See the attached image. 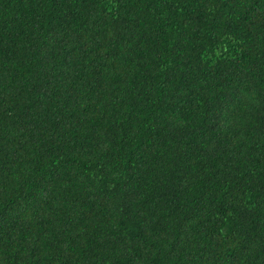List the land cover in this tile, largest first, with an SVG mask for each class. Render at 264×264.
<instances>
[{"label": "trees", "instance_id": "obj_1", "mask_svg": "<svg viewBox=\"0 0 264 264\" xmlns=\"http://www.w3.org/2000/svg\"><path fill=\"white\" fill-rule=\"evenodd\" d=\"M0 264H264V0H0Z\"/></svg>", "mask_w": 264, "mask_h": 264}]
</instances>
